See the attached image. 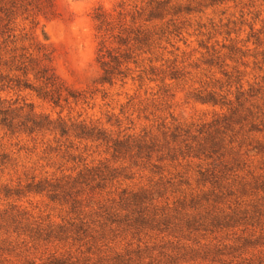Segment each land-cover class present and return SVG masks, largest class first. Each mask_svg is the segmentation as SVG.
<instances>
[{
    "label": "trees",
    "instance_id": "obj_1",
    "mask_svg": "<svg viewBox=\"0 0 264 264\" xmlns=\"http://www.w3.org/2000/svg\"><path fill=\"white\" fill-rule=\"evenodd\" d=\"M169 3L149 0L145 10L127 15L95 10L93 20L102 37L99 51L104 52L100 84L112 86L117 78L130 77L139 83L159 79L170 85L181 79L183 69L176 60L171 62L163 53L151 58L162 38L170 43L178 26L172 19L157 31L147 24L158 18L154 15L199 11L189 6L170 7ZM148 8V18L138 24ZM56 15L54 0H0V92L27 90L54 107L77 105L87 98L85 92L66 87L54 71V50L40 23ZM262 34L263 39L250 36L256 47L264 42ZM113 44L118 45L116 51ZM222 48L225 53L213 51L202 61L216 71L193 93L196 101L218 111L210 120L190 123L175 124L170 115L171 123L163 119L156 133L113 137L110 131L84 120L71 122L60 115L51 120L31 110L24 112L30 105L16 110L0 99V127L11 135L49 132L54 139L58 135L57 141L73 137L99 142L106 146L111 160L120 163V168L99 163L85 166L75 175L5 189V197L22 191L45 193L52 202L68 207L74 218L62 225L45 223L10 207L0 211V241L52 244L49 264H264V50L260 61L258 54L252 55V70L262 75H251L227 63L244 58L243 51L235 45ZM142 55L150 56L147 66L144 59L138 61ZM149 107L147 104L143 111ZM150 115L153 122L161 120L153 112ZM6 162L7 156L0 154V165ZM132 168L155 180L136 191L123 189L116 197L81 208L80 197L85 192L104 190L122 177L118 169ZM106 235L123 236L124 248L98 246ZM81 236H89V242L81 244ZM0 264L7 263L0 260Z\"/></svg>",
    "mask_w": 264,
    "mask_h": 264
},
{
    "label": "rangeland",
    "instance_id": "obj_2",
    "mask_svg": "<svg viewBox=\"0 0 264 264\" xmlns=\"http://www.w3.org/2000/svg\"><path fill=\"white\" fill-rule=\"evenodd\" d=\"M148 1L54 0L57 15L48 20H41L40 23L54 50V71L66 87L71 91L85 92L87 98L77 105L61 103L60 107H54L48 101L38 99L30 91L5 90L0 92V99L11 104V109L19 110L24 104L30 105L23 111L31 110L32 113L48 116L51 120H56L59 115L71 122L84 120L110 131L114 137L139 134L141 131L155 132L163 119L166 123H171L170 115L175 124L210 120L218 108L201 104L193 98V93L194 89L205 83L206 77L216 71L205 66L202 61L209 59V54L213 51L221 50V53H225L226 50L222 47L235 45L244 52V58L239 56L240 59L235 64L227 60L229 66L236 65L239 70H246L252 73L251 75H262L257 69L252 70L255 61L252 55L258 54V61L261 60L260 53L264 50V42L262 46L256 47L252 44L254 40L250 36L256 34L263 39L264 0H168L170 7L178 5L182 9L189 6L199 11L191 14L183 11L176 16L164 13L154 15L153 17L158 18L165 15V18H156L147 24L151 30L157 31L164 22L172 19L178 26L179 30L173 32L169 38L170 43L167 44L165 38H162L159 45H156L160 48L153 50L151 58H160L163 53L171 62L176 60L178 66L183 69L181 79L170 85L169 81L160 83L159 79L155 83L147 80L139 83L132 81L130 77L125 80L117 78L112 86L100 84L103 61L101 55L104 52L99 51L102 37L93 20L95 10L100 8L114 15L119 12L127 15L135 10L141 12L139 8L144 9ZM148 16L149 8L144 11L138 24ZM171 30L172 27L169 28V31ZM36 34H40V30H37ZM247 40L249 42L246 44ZM111 47L115 49L118 45L113 44ZM247 49L249 51L246 52ZM149 57L142 55L138 57V61L140 63L144 59V65L147 66ZM129 65L132 70H136L132 62ZM147 104L150 107L144 112ZM151 112L155 113L156 117H161V120L153 122ZM57 140L58 135L54 139V135L49 132L11 135L0 127V154L7 156V162L0 165V211L16 207L22 209L28 217L41 219L45 223L66 224L74 218L68 207L52 202L45 193L22 191L18 196L5 197L3 191L19 188L18 185L23 188L33 180L38 182L62 175H75L85 166L91 167L99 163H106L111 168H120V163L111 160L106 146L99 142L92 143L73 137ZM118 172H121L122 177L104 190L85 192L80 197L83 200L81 208L85 209L87 205L92 207L107 197H116L123 189L136 191L155 180L135 168L122 171L118 169ZM81 237V244L89 242V236ZM122 237L106 235L105 240L99 242L98 246L107 244L115 245L118 249L124 248L126 241H123ZM2 238L0 237V240ZM10 240L12 241V238ZM111 241L113 243L108 244ZM88 246L89 243L83 246V250ZM53 251L52 244L33 246L32 243H22L21 240L11 243L0 241V260L7 264H49L53 260Z\"/></svg>",
    "mask_w": 264,
    "mask_h": 264
}]
</instances>
